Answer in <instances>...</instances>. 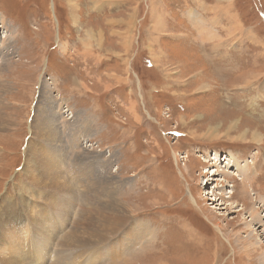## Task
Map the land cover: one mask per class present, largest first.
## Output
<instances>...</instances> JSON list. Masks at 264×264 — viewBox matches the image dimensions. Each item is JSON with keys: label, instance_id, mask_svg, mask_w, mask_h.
Returning <instances> with one entry per match:
<instances>
[{"label": "rangeland", "instance_id": "374dc122", "mask_svg": "<svg viewBox=\"0 0 264 264\" xmlns=\"http://www.w3.org/2000/svg\"><path fill=\"white\" fill-rule=\"evenodd\" d=\"M0 25V264H263L264 0H0Z\"/></svg>", "mask_w": 264, "mask_h": 264}, {"label": "bare ground", "instance_id": "6f19581e", "mask_svg": "<svg viewBox=\"0 0 264 264\" xmlns=\"http://www.w3.org/2000/svg\"><path fill=\"white\" fill-rule=\"evenodd\" d=\"M71 6H73V3H71ZM3 25L5 26H9V25H7V23H6V21L3 23ZM5 26V27H6ZM0 28H2V26L0 25ZM11 30V29H10ZM11 33H14V31L12 30V31H10V37L8 36V32L6 31L5 32V34H4V38H3V40H2V45L0 44V46L1 47H5L3 50H4V54H8V52H10V50H11V48H12V46H11V44H12V42H11V39H12V35L13 34H11ZM8 36V37H7ZM4 42H6L7 44H8V46L6 45V44H4ZM7 50V51H6ZM6 55H3V56H6ZM2 59V58H1ZM9 62V57L7 56V57H5L3 60H1V64H3L4 66L3 67H1L0 68V72L1 71H3V69L5 68V66H7V63ZM43 95V94H42ZM52 95H53V93H52ZM46 107V106H45ZM44 107V108H45ZM46 109V108H45ZM45 109H41V113L40 112H38V113H40V119H42V122L40 121V122H38V123H40V128H38V131H37V134L41 131V129L43 130L44 129V127H46L48 124V122L49 121H51V119H49V116H48V110L47 111H45ZM67 112V111H66ZM65 117V119H67L68 121H69V119L66 117V116H64ZM6 119L5 118H2V119H0V123H3L4 121H5ZM53 122V121H52ZM56 123V122H55ZM92 124V123H91ZM34 126H36L35 124H34ZM53 126V125H52ZM36 131V130H35ZM49 131V130H48ZM43 132V131H42ZM49 134H50V137L51 138H53V135L54 136H56L55 135V132H54V130L53 129H51V132H49ZM86 142H88V140H85L84 141V143H86ZM84 143H83V147H84V149H85V146H84ZM82 145V144H81ZM30 148V147H29ZM88 152H90V151H88ZM86 154V153H85ZM115 158L116 157H114V160H112L111 161V163H112V165H113V163L116 161L115 160ZM214 159H216L215 161H217L218 162V157H216V158H214ZM250 162V161H249ZM251 165V164H250ZM225 172V171H224ZM247 171H245L244 170V172L242 173L243 175L246 173ZM216 173H218V170L216 171V172H214L213 173V175H215ZM220 173H222V172H220ZM220 173H218V174H220ZM228 173L229 174H231L232 176L234 175H236V176H240V177H242L243 175L242 174H240V171H239V173L238 174H240V175H238V174H235L234 173V171L233 172H231V171H228ZM55 178H57V177H55ZM216 179V178H215ZM214 181V180H213ZM58 182V181H57ZM56 183V182H55ZM68 184H70V183H68ZM60 188L62 187L61 185H58ZM64 186V185H63ZM88 189V188H87ZM71 191V190H70ZM72 192V191H71ZM47 193V192H46ZM70 193V192H69ZM230 196V195H229ZM220 199V198H219ZM219 199H217V200H219ZM120 200H122V199H120ZM193 201L195 202V200L193 199ZM220 201V200H219ZM121 202V204H114L113 205V207H109V209H110V211H114V213H118L119 215H120V217H124L123 218V221L121 220V218H119L118 220L116 219V224L115 223H111V225H112V227L113 226H116L115 228H111V231H113V229H114V233H115V231L117 230V228H118V226L119 225H121L122 224V226L123 225H125V220H128V217L131 215V213H132V210H131V208L130 207H128L127 206V204H125V203H123L122 201H120ZM117 203V202H116ZM196 203V202H195ZM118 206V207H117ZM75 207V206H74ZM236 207V206H235ZM256 212H254V213H252V217H249V218H251V220H250V222L252 223V228L253 229H260V228H263V230L261 231L260 230V233L259 234H261L262 235V237H261V241H262V243L264 244V221H263V219H261V218H258V217H256L255 214ZM116 215V214H115ZM115 215H112L113 217L115 216ZM109 217V216H108ZM111 218V217H110ZM110 218H109V220H110ZM102 220L105 222L106 221V218H102ZM108 220V221H109ZM107 222V221H106ZM110 225V226H111ZM255 225V226H254ZM107 226V225H106ZM106 226H105V228H106ZM109 226V227H110ZM137 227V226H136ZM144 227V226H143ZM94 228V227H93ZM137 230V229H136ZM107 231V230H106ZM105 231V232H106ZM147 233H146V235H145V237L143 238V240H141L139 243H138V245L140 244L141 245V247L142 248H144L146 245H150V232H148L147 230H145ZM150 231V230H149ZM259 231V230H258ZM108 232V231H107ZM252 232H254V231H252ZM111 234V233H110ZM112 235V234H111ZM252 235V234H251ZM141 236V235H140ZM248 237H249V235H248ZM146 240H148V243H145L144 244V242L143 241H146ZM251 240H252V238H251ZM248 241V240H247ZM240 242V241H239ZM241 243V242H240ZM247 243V242H246ZM137 245V246H138ZM136 246V245H135ZM147 247V246H146ZM262 255V258H263V260L262 261H264V252L261 254ZM57 262H59V261H57ZM162 264V263H161ZM263 264H264V262H263Z\"/></svg>", "mask_w": 264, "mask_h": 264}, {"label": "crops", "instance_id": "0c3cea01", "mask_svg": "<svg viewBox=\"0 0 264 264\" xmlns=\"http://www.w3.org/2000/svg\"><path fill=\"white\" fill-rule=\"evenodd\" d=\"M68 4H69V6H71V3H70V1H69V3H68ZM71 7H72V9H73V10H75L74 4H73V6H71ZM77 10H78V9H77Z\"/></svg>", "mask_w": 264, "mask_h": 264}]
</instances>
